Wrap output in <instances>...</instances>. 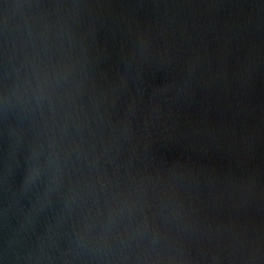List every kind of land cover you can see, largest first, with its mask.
<instances>
[{"label":"water","instance_id":"obj_1","mask_svg":"<svg viewBox=\"0 0 264 264\" xmlns=\"http://www.w3.org/2000/svg\"><path fill=\"white\" fill-rule=\"evenodd\" d=\"M0 264H264V0H0Z\"/></svg>","mask_w":264,"mask_h":264}]
</instances>
